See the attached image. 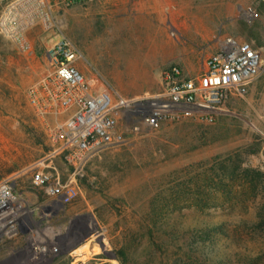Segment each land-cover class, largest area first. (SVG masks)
Returning <instances> with one entry per match:
<instances>
[{
  "label": "rangeland",
  "instance_id": "1",
  "mask_svg": "<svg viewBox=\"0 0 264 264\" xmlns=\"http://www.w3.org/2000/svg\"><path fill=\"white\" fill-rule=\"evenodd\" d=\"M121 19L133 24V41L143 46L131 78L123 77L117 54L101 50ZM228 37L250 42L263 60L242 94H226L206 114L166 116L137 134L125 129L116 109L125 143L82 163L53 154L51 132L65 117L40 116L29 98L50 47L69 40L82 56L77 67L84 79L104 78L116 106L119 96H157L174 68L179 79L195 83ZM157 40L163 48L155 53ZM152 103L166 104L157 97ZM38 161L51 174L41 187L30 173ZM8 178L31 233L1 248L0 264H120L117 252L128 244L130 264H151L145 233L152 216L202 226L224 222L203 246L212 264H248L255 254L248 250L257 245L264 264V229L250 246L251 231L235 227L264 207V0H0V182ZM251 181L258 189L243 197L249 203H230L237 186ZM84 245L82 254L73 253Z\"/></svg>",
  "mask_w": 264,
  "mask_h": 264
},
{
  "label": "built area",
  "instance_id": "2",
  "mask_svg": "<svg viewBox=\"0 0 264 264\" xmlns=\"http://www.w3.org/2000/svg\"><path fill=\"white\" fill-rule=\"evenodd\" d=\"M78 49L64 39L47 51V63L39 81L29 93L36 112L43 117L64 116L51 132L52 152L72 163H82L127 141L118 127L117 109L125 129L137 134L142 126L156 127L166 116L206 114L215 110L226 94H242L246 86L263 71L259 50L246 40L224 38L206 61L203 74L194 83L179 79V70L168 74L169 86L157 96L127 100L119 96L114 106V92L102 77L87 82L77 67ZM187 96V98H186ZM166 103L155 106L156 98ZM196 100V102H194ZM32 183L41 187L51 182V174L40 161L30 166ZM15 180L0 182V249L24 233H31L28 214L14 194ZM60 194L58 197H63Z\"/></svg>",
  "mask_w": 264,
  "mask_h": 264
},
{
  "label": "trees",
  "instance_id": "3",
  "mask_svg": "<svg viewBox=\"0 0 264 264\" xmlns=\"http://www.w3.org/2000/svg\"><path fill=\"white\" fill-rule=\"evenodd\" d=\"M246 172L249 173L250 170L247 169ZM256 176H260L259 173H256ZM237 188L238 197H236V200L230 201V203L235 202L238 204L237 206H245L246 203H249V200L243 197L247 192L258 189L257 184H253L252 181L239 184ZM206 200V198H201L197 202L199 210L203 211L207 208ZM190 206V204H187L186 207L189 208ZM183 219V217H180L173 220L171 218L162 220L158 216H152L145 233L147 240L145 243L147 248L146 259L148 262H151V264H212L211 257L206 254L203 246L209 247L208 242L211 243L212 237L222 232L226 224L224 222L212 226L193 223L184 224ZM235 227L236 229L242 228L245 232L251 231L252 236L246 241H250L248 245L251 246L258 240L257 236L264 229V207L259 209L251 219L247 218L246 215L240 217ZM261 250L262 248H258V245L248 250L250 253L255 252L254 255H250L248 264H260ZM117 255L120 264H130V244L119 249Z\"/></svg>",
  "mask_w": 264,
  "mask_h": 264
},
{
  "label": "bare ground",
  "instance_id": "4",
  "mask_svg": "<svg viewBox=\"0 0 264 264\" xmlns=\"http://www.w3.org/2000/svg\"><path fill=\"white\" fill-rule=\"evenodd\" d=\"M107 37L111 39L112 42L108 41L107 43L101 44V50L105 51L106 49L113 51L119 56L123 62L124 72L123 77L131 78L133 74L138 73L140 65V48L143 47L141 44L133 39L137 35L134 26L131 22L121 19L116 24V29H109V32H106ZM154 52H158L163 48L161 40H157L154 46L152 47ZM152 50V49H151ZM85 245L74 250V254H82L85 250ZM98 247V246H97ZM101 247H98L100 250Z\"/></svg>",
  "mask_w": 264,
  "mask_h": 264
},
{
  "label": "water",
  "instance_id": "5",
  "mask_svg": "<svg viewBox=\"0 0 264 264\" xmlns=\"http://www.w3.org/2000/svg\"><path fill=\"white\" fill-rule=\"evenodd\" d=\"M76 245H77V244L72 245V246L68 249V251H69V252H72V250L75 248Z\"/></svg>",
  "mask_w": 264,
  "mask_h": 264
}]
</instances>
